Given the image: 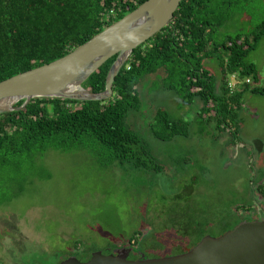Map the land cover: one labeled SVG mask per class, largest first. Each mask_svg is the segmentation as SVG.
I'll list each match as a JSON object with an SVG mask.
<instances>
[{
    "label": "rangeland",
    "instance_id": "rangeland-1",
    "mask_svg": "<svg viewBox=\"0 0 264 264\" xmlns=\"http://www.w3.org/2000/svg\"><path fill=\"white\" fill-rule=\"evenodd\" d=\"M233 2L237 9L215 31L220 41L263 30L264 0ZM217 56L207 63L219 74ZM247 60L257 65L264 85V35ZM164 76L161 69L141 79L140 107L128 115L162 172L104 164L87 148H50L0 162V264H60L72 255L86 261L150 227H182L194 240L264 219V95L246 92L239 111L241 143L231 144L228 131L216 138L215 123L200 119L202 101L185 103L165 87ZM160 109L190 121L189 134L158 137ZM177 237L170 238L175 250L190 236Z\"/></svg>",
    "mask_w": 264,
    "mask_h": 264
},
{
    "label": "trees",
    "instance_id": "trees-1",
    "mask_svg": "<svg viewBox=\"0 0 264 264\" xmlns=\"http://www.w3.org/2000/svg\"><path fill=\"white\" fill-rule=\"evenodd\" d=\"M144 1L0 0V81L68 54ZM233 4V0H182L173 20L135 48L116 76L110 99L36 97L25 108L0 114V162L24 153L43 154L50 148H87L104 164L129 163L139 170L162 172L164 166L128 122L129 112L140 107L141 79L161 69L165 87L185 103L202 101L198 116L215 123L216 138L228 131L230 143L238 144L239 111L246 92L264 95L258 67L247 60L264 35V23L259 26L262 31L220 41L215 31L237 9ZM216 56L219 74L207 63ZM116 57L83 85L93 92L103 91ZM233 73L243 83L231 92L228 78ZM155 121L156 135L165 140L189 134L190 121L168 111L160 109ZM261 191L264 194V186ZM136 236L137 232L131 239Z\"/></svg>",
    "mask_w": 264,
    "mask_h": 264
},
{
    "label": "water",
    "instance_id": "water-1",
    "mask_svg": "<svg viewBox=\"0 0 264 264\" xmlns=\"http://www.w3.org/2000/svg\"><path fill=\"white\" fill-rule=\"evenodd\" d=\"M181 1L146 0L68 54L0 81V114L25 108L36 97L110 99L116 76L135 48L173 20ZM114 55L106 88L100 92L86 88L83 83ZM21 100L24 102L17 106ZM125 250L95 251L86 261L72 255L60 264H264V219L243 220L221 236L206 235L190 250L176 255L131 260Z\"/></svg>",
    "mask_w": 264,
    "mask_h": 264
},
{
    "label": "flooded vegetation",
    "instance_id": "flooded-vegetation-1",
    "mask_svg": "<svg viewBox=\"0 0 264 264\" xmlns=\"http://www.w3.org/2000/svg\"><path fill=\"white\" fill-rule=\"evenodd\" d=\"M257 219H262V218H257ZM234 227H232L231 229H233ZM228 230H225L219 236H221ZM171 233H174L178 237H181V239L188 238V236L190 237L187 239V241L186 240L182 241L184 245L182 246L181 249L175 250L173 248L174 247L173 244L175 243L176 240H171L170 238L177 236L175 235L173 236ZM202 237L204 236L202 235L195 238L194 240H191L192 239L191 232L188 231L187 229L186 230L182 229V227L179 228L175 227V229H173L172 231H168L166 229H155L150 227L147 230L137 232L136 237L128 240L126 244L120 247L126 248L127 251L129 250L128 259L131 260L140 259L142 257H145V255L149 258H159V257L176 255L182 252H186L190 250L193 246H195L202 239ZM171 242L172 244H170ZM177 242H180V240ZM115 249L116 248L109 250L108 253L114 252Z\"/></svg>",
    "mask_w": 264,
    "mask_h": 264
},
{
    "label": "built area",
    "instance_id": "built-area-1",
    "mask_svg": "<svg viewBox=\"0 0 264 264\" xmlns=\"http://www.w3.org/2000/svg\"><path fill=\"white\" fill-rule=\"evenodd\" d=\"M247 81L250 82V79H247ZM241 83H243V81L240 79L237 73L231 74L228 78V88L231 92H234L236 89H238L241 86Z\"/></svg>",
    "mask_w": 264,
    "mask_h": 264
}]
</instances>
